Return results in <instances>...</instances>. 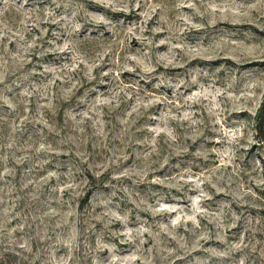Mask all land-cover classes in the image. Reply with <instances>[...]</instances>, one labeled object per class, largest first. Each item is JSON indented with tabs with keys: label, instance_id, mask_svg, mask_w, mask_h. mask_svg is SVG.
I'll return each mask as SVG.
<instances>
[{
	"label": "rangeland",
	"instance_id": "rangeland-1",
	"mask_svg": "<svg viewBox=\"0 0 264 264\" xmlns=\"http://www.w3.org/2000/svg\"><path fill=\"white\" fill-rule=\"evenodd\" d=\"M264 0H0V264H264Z\"/></svg>",
	"mask_w": 264,
	"mask_h": 264
},
{
	"label": "trees",
	"instance_id": "trees-1",
	"mask_svg": "<svg viewBox=\"0 0 264 264\" xmlns=\"http://www.w3.org/2000/svg\"><path fill=\"white\" fill-rule=\"evenodd\" d=\"M255 132L259 137L264 136V102L259 107V111L255 119Z\"/></svg>",
	"mask_w": 264,
	"mask_h": 264
}]
</instances>
